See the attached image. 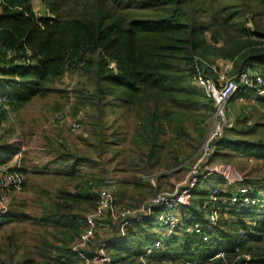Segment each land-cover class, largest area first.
Returning <instances> with one entry per match:
<instances>
[{"label":"trees","instance_id":"obj_1","mask_svg":"<svg viewBox=\"0 0 264 264\" xmlns=\"http://www.w3.org/2000/svg\"><path fill=\"white\" fill-rule=\"evenodd\" d=\"M40 2L48 11L46 15L35 12L34 0H0L3 105L17 112L35 98L65 94L67 90L57 84L69 74L80 75L78 97L88 99L90 105V133L84 137L89 149L87 153H72L64 143L59 144L58 160L64 166H57L52 174L63 181V187L58 192L38 188L43 209L40 216L20 211L16 200H11L8 210L0 215V229L12 232L8 242L0 244V264H80V257L73 252L84 231L80 220L97 208V190L107 184L106 173L114 159L122 163V170L130 171L118 180L117 203L123 208H139L166 193L161 185L144 183V173L157 180L154 173L159 169L170 171L183 165L192 171L196 146L190 140L202 145L205 130L200 125L213 121L216 110L214 100L193 84L197 63L227 62L232 64L234 76L250 71L264 77V0ZM245 97L250 100L253 96ZM243 101L237 104L230 100L227 115H233L235 121L216 142L209 162L218 151L220 161L226 163L239 155L264 160V122L251 119L249 112L253 106L264 107V98L256 97L254 104ZM63 108L57 105L55 111ZM132 119L136 122L134 148L126 159L120 156L122 121ZM187 121L198 131L197 137L192 136ZM7 145L0 142V149ZM23 161L6 165L24 176L22 190L11 186L8 194H22L27 186L30 172ZM85 164L101 171L84 170ZM213 177L218 180L211 177L206 187L202 183L207 180H202L194 188L187 225L206 222L213 201L234 192L235 186L230 184L226 192L219 189L214 194L225 178ZM256 182L264 188V175L257 181H244L259 193ZM128 187L138 205L122 204ZM229 207L222 205L216 232L208 242L193 233L175 234L161 250L148 254V247L158 238L159 213L154 210L140 221L130 222L121 240L122 222L110 223L102 232L111 233V237L103 239L100 232L83 251L94 260L106 244L110 261L105 264H243L245 255H251L254 264H264V215H257V208L238 211ZM23 221H31L38 231L31 245L22 240L26 232L19 222ZM221 247L224 249L215 250ZM221 251L225 257L217 256Z\"/></svg>","mask_w":264,"mask_h":264},{"label":"rangeland","instance_id":"obj_2","mask_svg":"<svg viewBox=\"0 0 264 264\" xmlns=\"http://www.w3.org/2000/svg\"><path fill=\"white\" fill-rule=\"evenodd\" d=\"M33 7L38 15H46L48 13V11L41 4L40 0H34ZM217 65L224 66V63L218 62ZM81 82L82 79L80 75L69 74L57 84L58 87L66 89L67 93L60 94L55 92L49 93L42 98H35L26 108L17 112H14L12 109L3 105V98L0 95V142L1 144L8 143L5 149H0V161H3L4 163L12 162L14 158H17V155L21 159H24L22 164H24L30 172L26 176L27 186L22 194L15 193V191H13L10 196L11 200L13 199V202L16 200V207H18L20 211L31 216H40L43 210L37 198L38 188H40L39 191L42 188H45L53 192H58L63 187V181L58 178L55 179L52 174V170L54 168L57 166H64V163L58 160L61 158L60 153L57 151L59 144H61V142L64 143V147L68 148V150L72 153L81 151L87 153L89 149L87 139H84V137H88L90 133L88 129V114L90 112V105L88 99L82 100L78 97L80 94L77 92V88L81 86ZM246 94L247 93H242L240 91L232 100H235L237 104H243L242 99H244V103L248 101L254 104L255 98L257 97L256 94H249L253 96L250 100L246 99ZM57 105H64V108L61 111L56 112L55 107ZM238 106L239 109H242V106ZM229 109H232L233 111V108L229 107ZM249 112L251 119H262L264 122V107L258 105L253 106V108L249 109ZM232 116L229 118L232 120L231 123L233 124L235 118ZM75 122H80L83 127L79 133L77 132V134L72 132V126ZM211 122L212 119H208L207 123H202L200 125V128L205 130V136L203 138L204 145L210 135L211 139L214 136L213 132L210 133L212 127ZM122 124L124 126L122 139L124 140L120 143L121 150L123 151L120 156L128 159V156L132 152L131 149L134 148L132 136L134 135L136 122L132 119L130 121H122ZM186 125L189 127V131L192 136L197 137L198 131L194 129L193 124L190 121H187ZM170 134L171 133L169 132L168 137ZM190 142L196 146V148H194L196 152L194 155V158L196 157L194 163L201 159L204 163L208 162L209 165H206L207 167H224V169L228 171L227 173L230 176V181L223 176L225 181H219L220 183L217 186V189L219 188L223 192H226L229 188L231 180L234 181L235 188H238L246 179L257 181L264 175V160H248L243 155H239L234 157L233 161H228L229 163L227 162V164L226 160L220 161L221 152L218 151L214 161L209 162V158H213L214 154L208 157L209 154H206L204 149L199 152L202 145H197V142L193 140H190ZM191 151H193V149ZM93 155H95V153ZM107 156L110 158V153H108ZM84 167V170L95 169L93 167L88 169L86 164ZM122 168V163H119L116 159H114L109 172L106 173V177L108 179L114 178L118 181L121 177L129 176L130 171L122 170ZM39 169L44 171V175H42L41 171L38 172ZM98 171L101 170L95 169V172ZM189 172L190 171L188 169L183 168V165L170 171L159 169L154 173L159 178H157V180L155 178V182L152 183V185H161L163 191L173 193L176 191L178 186L186 184L190 174ZM215 175L216 174L211 176L212 179L218 180L216 177H213ZM141 177L142 176L140 175V178ZM148 177L151 178L152 175L146 176L144 173L143 178H147L143 180L144 183L147 181L151 182V179H148ZM203 182V187H206L209 184L208 180ZM259 183L260 182H256L254 185L257 186L256 190L260 191L259 193L257 192V194L262 196V194H264V188L262 187V184L260 185ZM214 184L215 183H213V185ZM119 188L120 186L118 185V189ZM125 192L126 199L122 202V204L129 203L138 205L139 201H137L136 198L131 197V187L126 188ZM191 200L192 197L190 198V201ZM121 207L123 208L124 206ZM20 223L22 224L21 226L24 232H26V234L22 237L23 242L28 245L33 244L35 241L34 236L38 231L34 229L31 221L19 222V225ZM157 224L158 229H160L161 223L158 221ZM11 235L12 232L6 227L0 229V244L7 243L8 237ZM3 237L7 238L4 239ZM99 239L100 238H97V240ZM93 244L96 243L93 242ZM218 249H224V247L216 248L215 250ZM23 252L24 250H21L20 254H23Z\"/></svg>","mask_w":264,"mask_h":264},{"label":"built area","instance_id":"obj_3","mask_svg":"<svg viewBox=\"0 0 264 264\" xmlns=\"http://www.w3.org/2000/svg\"><path fill=\"white\" fill-rule=\"evenodd\" d=\"M223 63L224 66L213 65L207 62H203L202 64L197 63V69L193 77V84L205 90L207 95L214 100L216 107L210 131V133H214V136L211 139L210 135L206 144L204 145L203 142L199 151L201 152L204 149L205 153L209 154L208 157L215 154L216 142L233 125L231 123L232 120L227 115L230 100L235 98L240 91L247 94L255 93L257 97L264 98V77L256 76L250 71H245L239 76H234L232 75V64ZM243 88L244 91H242ZM81 128H83L82 124L75 122L72 126V132L77 134ZM18 157L17 155V158L13 160H20L21 158ZM13 160L12 162L0 164V215L5 214L11 201L7 189L14 186L17 190L21 191L24 182L22 174L18 171L13 172L6 166L13 163ZM17 165L20 166L19 164ZM206 165H209L208 162L204 163L201 159L197 160L186 184L178 186L173 193H161L149 199L137 209L122 208L118 205V181L114 178L107 180V184L97 190L99 197L97 208L80 220L84 224V231L73 245V252L80 257V264H105L109 262L110 255L105 249L106 244L98 249L97 257L94 260L90 259L83 250L88 247L89 243L95 239L98 233L108 230L110 223L122 222V236L119 237L121 240L125 235V228L130 222H138L154 210H157L160 214L158 219L161 223V228L157 229L158 238L148 247V254L161 250L164 242L175 234L193 233L204 242L210 241L213 238L212 234L216 232L219 224L222 205H229V208L238 211L246 208H257L255 213L257 215H264V194H262L263 197L259 196L255 193L253 187L242 182L241 186L236 187L229 197L216 198L213 201L206 222L197 220L193 224L187 225L186 221L190 219L187 207L190 204L192 192L198 182L207 180L214 174L224 176L230 181L228 171L224 167L215 168L207 167ZM150 179L152 183L155 182V178L151 177ZM230 184L234 185V181L231 180ZM218 191L219 188L214 189L215 194ZM207 206L205 205V207ZM217 256L225 257L224 251L219 252ZM243 259V264H254L251 255H245ZM180 264L193 263L181 262Z\"/></svg>","mask_w":264,"mask_h":264},{"label":"crops","instance_id":"obj_4","mask_svg":"<svg viewBox=\"0 0 264 264\" xmlns=\"http://www.w3.org/2000/svg\"><path fill=\"white\" fill-rule=\"evenodd\" d=\"M100 234L103 239H108L111 237V233L108 232H101Z\"/></svg>","mask_w":264,"mask_h":264}]
</instances>
